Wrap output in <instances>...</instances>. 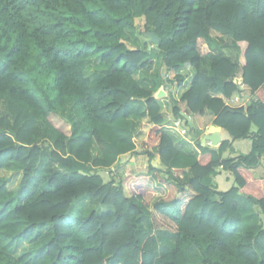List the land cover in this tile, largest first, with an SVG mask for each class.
Wrapping results in <instances>:
<instances>
[{
  "label": "trees",
  "instance_id": "obj_1",
  "mask_svg": "<svg viewBox=\"0 0 264 264\" xmlns=\"http://www.w3.org/2000/svg\"><path fill=\"white\" fill-rule=\"evenodd\" d=\"M136 28L155 32L158 48L130 47L126 33ZM225 36L235 60L214 50ZM155 53L169 84L183 85L194 69L180 101L191 115L211 112L229 135L219 148L199 143V159L175 146L161 101L135 78ZM93 59L107 69L95 79ZM246 88L247 108L214 96ZM133 98L145 100L154 124L145 145L162 162L106 182L96 170L136 149ZM173 113L185 118L177 103ZM243 139L252 140L249 153L225 156ZM13 163L24 173L13 191L0 173V264H192L191 249L199 264H264V226L244 228L245 205L264 212V175H256L264 168V0H0V170ZM219 169L234 179L226 190ZM155 180L194 192L186 204L172 196L153 205L176 224L168 251L152 222ZM83 198L107 210L70 218Z\"/></svg>",
  "mask_w": 264,
  "mask_h": 264
},
{
  "label": "crops",
  "instance_id": "obj_2",
  "mask_svg": "<svg viewBox=\"0 0 264 264\" xmlns=\"http://www.w3.org/2000/svg\"><path fill=\"white\" fill-rule=\"evenodd\" d=\"M212 34L216 38L222 37V35L216 31L212 32ZM227 37L228 36H225L223 38L225 39ZM230 42H232V39ZM153 47L154 46L151 45L149 48L151 49ZM227 48L228 47L225 46V43L222 42L220 46H217L214 50L219 51L221 49L222 52L235 60L238 56V51L233 48V52L228 53L226 50ZM206 51L209 52L210 49L206 47ZM149 61L152 63V65H148L147 67L141 69V71L135 76V78L138 80L142 87L152 90L154 95L161 101L166 116L163 129L173 139L175 146L179 150L189 155H193L199 159L202 154L201 145L199 143H201L202 146L219 148L225 139H229L228 133L220 127L222 141L219 143V145L214 147L209 141L204 143V135L209 133L212 130L213 126H216L214 124L215 116H213L211 112H207L205 115H191L186 110V104L180 101L182 93L191 84L193 79L192 78L190 80L188 78V74L192 71L195 74L192 67H187L185 69V71L187 72V77L183 85H179L176 81L169 84L164 78L165 75H163L162 77L161 55L159 53H155V55L151 56ZM244 91V95L237 94L233 98H226L221 93L214 94V96L222 98L225 101V104L231 107L247 108L252 101V96L249 89L246 88L244 89ZM175 103H177L181 107L182 114L185 118L176 117L174 115L173 107ZM131 105L138 109V113L136 115H133L129 119V125L133 132L134 141L136 143V149L132 152H126L122 154L111 168H106V170H109L110 172L109 177L104 178L106 182L114 179L118 183L129 174L149 173V166L151 163L155 166H159L162 162L158 154L156 155V158L151 160L150 151H153V149L148 148L145 145L149 133L154 125L151 121L150 116L148 115L145 100L133 98L131 100ZM186 115H189L191 119L188 120ZM185 119H187V121H185ZM253 131H257V128L253 127ZM94 148V157H100L102 155L101 150L97 145H95ZM251 148V139L235 140L233 141V148L227 150L225 156H238L240 154H247L250 152ZM99 169H97L96 171L99 172ZM186 170H189V168H186ZM219 172L220 173L215 178L218 188L220 190H226L233 184L234 179L229 171L219 169ZM256 175L258 177L263 176L264 168L262 167V171L260 174L256 172ZM180 176L183 177L184 173L180 172ZM155 184L158 187V190L155 191V193H160L162 197H158L156 199L154 197L153 204L150 206V210L153 213L152 222L154 229L156 226V221L158 220L157 218L159 217L157 215L158 212L154 210L153 205L160 199L166 198L164 197V193H173L175 197L184 199L183 204H186V202L194 194V192L192 191H188L185 193H182L180 191L178 192L176 189L171 188L167 185H163L157 180H155Z\"/></svg>",
  "mask_w": 264,
  "mask_h": 264
},
{
  "label": "rangeland",
  "instance_id": "obj_3",
  "mask_svg": "<svg viewBox=\"0 0 264 264\" xmlns=\"http://www.w3.org/2000/svg\"><path fill=\"white\" fill-rule=\"evenodd\" d=\"M138 24H141L138 22ZM126 39L127 43L130 47L136 46V47H147V41H145V38L143 35H141L138 31V28L133 29V30H128L126 33ZM231 39L230 37H227L223 39V43H225V46L228 47L226 50L228 53L233 52V47L231 44ZM149 44V43H148ZM149 47V46H148ZM220 51H222L220 49ZM107 72V69L100 64V62L97 59H93L87 69V75L93 79L105 74ZM194 76L193 71L188 74V78L191 80ZM95 151V148H94ZM47 162L46 158H42L41 160L38 161V170L37 173H39L43 167V165ZM262 171V167L259 166L256 168V172L260 174ZM1 175L6 176L9 178V183H8V189L13 191L16 190L23 178V167L20 165L13 163L10 166H8L5 169L0 170ZM100 175H103V177H109V170H106V168H101L99 169L98 172ZM37 179V176H36ZM158 190V189H157ZM156 190V191H157ZM164 197H172L174 196L173 193L167 194L164 193ZM155 199L158 197H162L160 193H155L154 195ZM254 209H252L250 206L245 205V209L249 210V215L247 217V221L244 225L245 229H255L259 230L264 226V212L261 210V208L258 205H254ZM93 210L97 211H104L107 210V207L104 206H95L93 205L88 199L83 198L76 200L74 203V209L72 213L69 215L70 218H76L80 215H86ZM159 218L156 221V226L155 230L159 233L161 237V242H162V249L163 251H168L170 250L174 243H175V238H176V224L171 221L170 219L166 218L165 216L161 215L160 213L157 214ZM29 247L28 244L20 248V252L23 250H26ZM190 258H191V263L192 264H199L200 263V254L196 249H191L190 252Z\"/></svg>",
  "mask_w": 264,
  "mask_h": 264
},
{
  "label": "water",
  "instance_id": "obj_4",
  "mask_svg": "<svg viewBox=\"0 0 264 264\" xmlns=\"http://www.w3.org/2000/svg\"><path fill=\"white\" fill-rule=\"evenodd\" d=\"M144 38L145 41L151 43L155 48H158L160 38L155 32L149 31L144 33ZM186 117L188 120L191 119L189 115H186ZM207 141L211 142V145L214 147L219 145L222 141L221 128L219 126H213L212 130L204 135L203 142L206 143Z\"/></svg>",
  "mask_w": 264,
  "mask_h": 264
}]
</instances>
